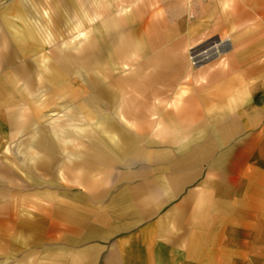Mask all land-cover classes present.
Here are the masks:
<instances>
[{"label":"crops","instance_id":"0c3cea01","mask_svg":"<svg viewBox=\"0 0 264 264\" xmlns=\"http://www.w3.org/2000/svg\"><path fill=\"white\" fill-rule=\"evenodd\" d=\"M62 1L71 24L76 0ZM60 2H48L53 27ZM29 11L28 0H0V143L20 129L24 146L49 153L52 143L53 163H37L18 190L1 183L0 264H264V0H198L202 24L187 34L226 35L228 68L194 75L186 61L160 60L165 71L145 88L134 72L133 102L122 105L140 114L133 128L98 121L102 136L68 137V152L54 136L32 140L39 121L19 117L42 93L92 92L97 80L84 74L102 60L30 59L38 42L27 26L19 37L14 29V14ZM174 32L182 28L165 22L155 47L170 49ZM119 87L97 90L119 97ZM88 95L82 110L92 107Z\"/></svg>","mask_w":264,"mask_h":264},{"label":"rangeland","instance_id":"374dc122","mask_svg":"<svg viewBox=\"0 0 264 264\" xmlns=\"http://www.w3.org/2000/svg\"><path fill=\"white\" fill-rule=\"evenodd\" d=\"M36 1L28 0L30 11L26 16L14 14L16 35L19 37L22 28L27 26L30 31L29 42H38V48L29 50L30 59L78 60L80 63L88 57L102 60L101 64L93 65L88 74H84L85 78L97 80L98 86L92 92H85V95H63L60 98H51L42 93L35 97L36 100L29 107V111L21 115L19 113V119L36 116L35 121H39L32 130L29 129L30 137H34L32 140L35 141L36 136H43L46 140L54 136L61 142V145H56L61 148V152L64 148L69 151V144L65 143L69 142L68 137H101L106 124L98 121L113 120L133 128V121L140 114L122 110V105H131L133 102V81L130 76L134 72L144 75L135 83H138L139 88H145L149 83V74L165 71L160 65V60H173L172 67L177 65V60L186 61L187 71L194 75L220 72L228 68L226 53L229 38L226 35L218 34L221 40L217 42V37L196 40L187 34L188 28L202 24V19L197 17L196 12L198 0H160L159 3L155 0H76V9H72L70 18L71 24L68 18L69 1L61 0V5L56 8L59 7V18L62 21L59 25L55 24V27L52 23L58 18L54 16L53 5L48 3L52 0H42L41 4ZM161 7L165 8L167 16L162 14ZM182 7L185 13L182 12ZM165 22H171L174 29L182 28V32H174L170 41L172 47L167 50L155 47L159 28L163 27ZM58 29L61 32H58ZM148 60H152V64H148ZM48 64L50 65V62ZM76 79V87H83L86 79L82 76ZM119 85V97L114 95L105 98L97 90H117ZM122 85L123 89L127 90L124 91ZM87 94L92 99V107H89L93 109L92 112L88 107L87 111L86 108L82 110L80 107L82 100L87 99ZM137 94L136 101L141 100ZM102 104L108 108L106 112H100ZM112 105H115L114 109L119 105L116 111H109ZM4 106V103H0V108ZM147 115L144 114L145 119ZM12 135L15 136H12L11 141L0 143V185H14V189L18 190L20 188L15 186L20 187L24 183L22 179H31L28 173L35 172L33 168L37 163L46 167L52 165L53 145H47L50 148L49 153L42 145L38 151L39 146L36 147L35 144H22L24 138L21 137L20 129L12 131ZM241 259L244 263L245 258Z\"/></svg>","mask_w":264,"mask_h":264}]
</instances>
